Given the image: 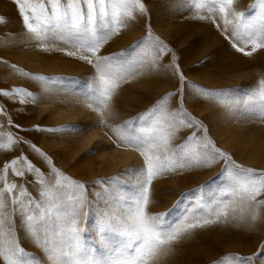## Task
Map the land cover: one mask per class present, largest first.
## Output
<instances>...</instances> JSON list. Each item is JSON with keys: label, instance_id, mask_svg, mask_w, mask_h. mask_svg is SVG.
Masks as SVG:
<instances>
[{"label": "snow or ice", "instance_id": "6c2138e0", "mask_svg": "<svg viewBox=\"0 0 264 264\" xmlns=\"http://www.w3.org/2000/svg\"><path fill=\"white\" fill-rule=\"evenodd\" d=\"M28 40L34 46L48 51L61 44L66 55L93 65L95 73L86 90L76 91V78L32 75L16 65L11 67L23 77L40 83L39 91L24 87L0 89V96L20 105L36 104L40 93H49L51 85H62L60 91L81 97L87 106L101 117L100 123L109 127L117 146L132 147L143 157V166L124 169L112 177L92 182L99 191L89 199L87 186L73 180L54 166L48 174L42 172L27 157L20 156L0 167V264H41L35 253L22 246L19 231L25 239L39 248L47 264H158L161 257L172 252L173 246L198 228L227 220L229 213H239L241 219L252 222L261 217L264 207V170L238 164L228 152L218 148L208 135L209 129L183 109L186 88L197 95L213 99L234 116L264 120V79L243 96L236 90L205 89L187 80L178 63V57L164 41L154 36L150 14L144 0H14ZM195 10L196 18L210 20L220 28L222 20L225 39L237 52L251 56L264 49V0H254L248 9L235 8L236 0H179ZM137 16H148L146 36L120 53L101 54L109 40L126 29ZM4 19L0 17V23ZM152 41L154 55L136 53L147 41ZM250 49V50H249ZM63 50V49H62ZM171 53L168 67L178 82L175 92L167 93L145 114L112 126L103 117L120 83L139 68L156 70L164 55ZM170 96L176 97L174 108H165ZM26 110V109H25ZM0 113L8 117L7 142L0 149L11 151L15 145L29 144L47 163L52 164L35 144L12 135L11 128L26 131L14 124L11 113L0 105ZM141 126H134L135 121ZM145 121L149 126H143ZM181 127L193 129L184 142L172 146V140ZM35 130L82 131L81 125H63L60 128ZM200 133V135H197ZM4 126L0 125V141ZM98 150V149H97ZM96 150H91L88 155ZM217 161L223 166L210 181V198H205L208 185H201L166 212L151 213L150 191L153 180L159 176L188 167H210ZM132 173L135 184L131 191L121 190L122 176ZM25 178L23 183L10 179ZM38 185V195L28 192L27 176ZM183 205V206H182ZM180 211L177 212L176 210ZM247 214V216H245ZM19 222L17 223V219ZM96 236L98 247L90 246L87 236ZM215 264H264V245L252 255L229 253Z\"/></svg>", "mask_w": 264, "mask_h": 264}, {"label": "rangeland", "instance_id": "374dc122", "mask_svg": "<svg viewBox=\"0 0 264 264\" xmlns=\"http://www.w3.org/2000/svg\"><path fill=\"white\" fill-rule=\"evenodd\" d=\"M144 2L154 36L174 50L184 75L192 84L212 90L232 89L236 90L234 95L243 96L256 88L260 79H264V49L251 56L237 52L225 39L226 33L219 17L217 23L221 27L217 28L210 20L196 18L195 10L179 0ZM252 2L254 0H236L235 8L245 11ZM0 17L4 19L0 23V89L24 87L39 91L40 83L20 75L11 67L16 65L17 69L32 75L76 78V91L86 90L95 73L93 65L66 55L67 49L61 44L51 46L48 51L34 46L27 38L14 0H0ZM148 24V16H137L129 21L126 29L101 48V54L128 49L146 36ZM136 53L154 55L152 41H147L132 55ZM170 60L172 54L168 53L159 61L156 70L145 66L125 77L105 112L103 119L106 124L115 126L130 121L138 114L147 113L165 94L175 92L178 82L168 67ZM50 87L49 93H40V99L34 105H20L2 96L0 105L11 113L14 124L29 129L20 131L12 127V135L35 144L52 164L33 151L29 144H18L11 151L0 149V167L23 154L46 174L54 166L73 180L84 183L89 199L95 201L92 193L99 191V186L92 182L112 177L124 169H138L143 166V157L132 147L117 146L110 128L100 123L101 117L87 106L85 100L60 91L62 85ZM185 91L183 109L208 127V135L216 146L231 154L238 164L264 170V120L234 116L217 101L197 95L190 87ZM175 103L176 97L170 96L165 108H174ZM0 125L4 126V139L0 142L6 143L9 125L8 117L3 113H0ZM36 125L41 129L81 125L83 130L41 131L34 129ZM134 126H141V122L135 121ZM143 126H149V122L145 121ZM192 131L181 127L172 140V146L183 143ZM91 150L96 151L88 155ZM222 166L223 161H217L210 167H188L157 176L151 185L148 210L151 213L166 212L181 199V194L206 184L209 191L204 195L206 199L210 198L213 185L209 182L217 177ZM10 179L18 184L25 180L11 175ZM26 179L29 181L25 184L28 192L37 196L38 185L31 183L33 175ZM134 184L131 172L122 176L123 192L131 191ZM260 213V219L252 222L247 218L241 219L239 213L233 218L230 211L227 220L221 218L220 222L198 228L182 238L173 246L171 253L160 258L158 264H215L229 253L252 255L264 245V207ZM16 219L18 223L19 218ZM18 235L26 251L35 253L41 264H47L40 249L25 239V233L19 231ZM87 239L90 246L98 247L93 233H89Z\"/></svg>", "mask_w": 264, "mask_h": 264}]
</instances>
